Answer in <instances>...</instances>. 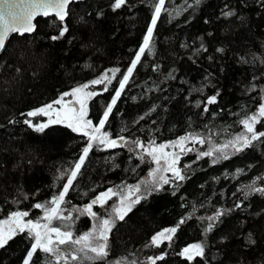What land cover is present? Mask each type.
Returning <instances> with one entry per match:
<instances>
[{"label":"trees","instance_id":"1","mask_svg":"<svg viewBox=\"0 0 264 264\" xmlns=\"http://www.w3.org/2000/svg\"><path fill=\"white\" fill-rule=\"evenodd\" d=\"M110 2L111 0L77 1L78 7L74 8V11L79 15H83L85 11L92 13V22L88 27H81L77 23V16L73 15L70 31L58 40L50 39L51 35L55 34L52 21L45 17L37 19L38 30L33 34H25V39L19 40V43H28L34 49L35 57L29 58L30 67L26 68L22 83L9 88L5 81L12 74L11 69L0 73V124L5 123L4 116L7 113L4 108L9 111H23L28 106L54 100L60 91L66 90L76 82L93 78L105 68L119 66L121 71L125 70L130 54L142 38L150 13L141 5V0H130L129 7L117 10L110 9ZM133 3L135 7H132ZM226 3L230 6H239V0H201V3L195 7L192 6V0H166L165 7L172 11V15L169 17L168 13H162L161 20L158 21L157 36L154 41L156 55L147 54L134 71L118 101L121 111L115 112V118L111 121L113 131H119L122 125H127L129 132L143 135L136 131L138 127L145 131L157 128L158 136L168 139L173 135L181 134L186 127L188 116L193 117L194 127L200 128L207 124L210 116L206 114L204 118H198L199 110L186 105L183 97L187 95L190 85L199 87L202 77L208 71L215 72L221 62L226 68L227 78L220 76L219 73L217 75L226 86L223 99L226 104L232 106L233 115L229 117L221 114L208 127L217 142H220L221 137L227 138L232 132L240 130L241 126L237 124L229 128L228 132H224L222 124L232 125L238 118L235 113L239 107L248 104L249 97L256 96L255 92H242L241 88L253 74L258 75L260 71H264V65L259 63L264 59V18L256 15L259 5L253 0H248L247 7L243 9L244 16L251 20L250 27L242 25L239 19L221 17L220 11ZM96 10L103 11L105 15L95 17ZM188 17L191 18L185 23ZM205 17L208 22H205ZM93 25H95L94 29ZM208 33L211 35L209 36ZM201 36L208 44V52L199 53L201 59L196 62L191 50L199 46ZM17 42L14 34L12 43ZM185 43L189 45L187 48L182 47ZM221 46L225 47V53H215L214 49ZM208 54L216 57L215 63L211 66L207 61ZM241 56L248 60L255 59L256 64L237 63ZM156 60L161 64V73L166 72L175 62L176 67L181 68V73L177 75H185L186 80H168L161 83L160 87L163 91L152 87L154 82L160 83L162 79L161 73L151 68V64ZM34 71L41 74L38 81L30 79ZM119 75L117 73V77ZM260 82L264 83V81ZM115 83L116 81L113 80V84ZM25 86L27 89H33V93H29ZM181 90L182 94H178ZM212 90L209 86L207 94H211ZM101 95L107 97L108 93ZM196 95L194 92L193 96ZM165 97L171 98L166 112L158 108L149 116H143L152 103H165ZM200 98L203 99V96ZM253 106H255L254 102ZM219 107H225V104H220ZM91 108L90 115L95 119V98ZM210 109L215 110L212 105ZM141 116L143 118L136 125L131 123L133 119ZM38 118L40 117L34 119ZM59 127L63 129L64 134L56 137L36 133L22 122L15 126L0 127V205L5 209L29 208L37 200L45 199L56 190L50 185L56 179L57 169L65 170L70 166L84 142L78 134L67 129V126ZM197 147L206 150L207 145L198 144ZM113 153H115L114 159ZM127 154L128 150L122 146L112 150L94 149L90 152L81 174L74 181L75 191L70 190L71 204L87 202L95 192L117 185L122 180L134 183L139 177L126 172ZM189 158L195 161L196 154L189 152L186 157H182V161ZM206 159L208 158L202 157L201 160L196 161L199 167L195 174L175 195L171 192L154 195L136 206L133 213L129 214L131 219L127 220V223L118 222V228L114 230L113 259L126 256L128 260L137 259L140 264H146L144 257L158 251L156 246L143 247L148 243L151 234L173 224L179 214L191 212L195 207L196 214L190 217L187 223L181 225L171 245L165 241L159 249L169 252L164 258L165 264H200L202 258L188 261L186 257L179 256L180 249L186 243L203 238L200 216L211 215L220 205L231 206L232 193L237 192L239 183L246 184L255 176H264V143L257 144L255 149L246 153H239L222 160L217 165L204 163ZM28 160H32V163L28 164ZM18 161H21L20 167H13ZM113 162L120 167L113 168ZM253 162H255L253 168L235 178L224 175L225 169L233 172L236 167L243 168L245 164H253ZM145 174L146 169L142 165L139 175ZM214 177L218 179H213ZM21 185L23 191L29 194L36 188H40V192L24 199L18 192V186ZM81 190L88 191V197L76 194ZM13 197L19 199L20 203H14ZM114 200L115 198L108 203L111 204ZM71 204L65 207L70 208ZM252 204L254 211L264 207V202L260 199L253 200ZM95 209L103 214L100 206ZM39 211L33 208L30 215L39 214ZM3 214L0 213V218ZM245 218L244 215L237 213L226 222V225L232 226L235 230L236 227L243 226L240 221ZM78 226H90V218L81 217ZM207 239L211 241V233ZM242 239L241 234L237 232L229 249L231 254L244 260L245 264H264V246H256L249 250L238 243ZM24 247L23 236L18 234L9 241L8 246L0 248V264H20ZM132 253H135V257ZM157 264L161 262L157 261ZM229 264L235 262L230 261Z\"/></svg>","mask_w":264,"mask_h":264},{"label":"snow or ice","instance_id":"2","mask_svg":"<svg viewBox=\"0 0 264 264\" xmlns=\"http://www.w3.org/2000/svg\"><path fill=\"white\" fill-rule=\"evenodd\" d=\"M253 2L259 5L256 15L264 18V0H253ZM129 3L130 0H111L109 7L117 10L129 7ZM200 3L201 0H192L193 7ZM165 4L166 0H141V5L146 7L150 16L142 38L130 54L124 71H121L119 66L105 68L93 78L76 82L66 90L60 91L54 100L28 106L23 111L3 109L7 114L4 116L5 123L0 124V127L15 126L22 122L36 133L56 137L64 134L63 129L59 127L64 125L84 141L71 165L65 170L57 169L56 179L50 185L56 190L52 191L48 197L37 200L29 208L5 209L3 205H0V213H4L0 218V248L8 246L10 240L22 234L25 247L20 257V264H140L137 259L128 260L126 256L119 259L112 258L115 256L114 230L118 228V222L127 223V220L131 219L129 214L133 213L136 206L154 195L166 192L175 195L195 174L199 167L196 161L201 160L202 157L208 158L204 163L217 165L222 160H227L239 153H246L248 150L255 149L257 144L264 143V83L260 82L264 81V71H260L258 75L253 74L241 88L244 93L255 92L256 96L249 97V103L239 107L235 113L238 118L232 125L222 124L224 132H228L229 128L237 124L241 126L240 130L232 132L227 138L221 137L220 142L213 138L208 125L218 119L221 114L229 117L233 115L232 106L226 104L223 99L226 86L221 82L220 76L227 78V74L222 62L215 72L208 71L202 77L199 87L190 85L187 95L183 97L186 105L199 110L198 118H204L206 114L210 116L207 124L200 128L194 127L193 117L188 116L186 127L181 134L173 135L168 139L160 138L157 128L145 131L138 127L136 131L143 135L129 132L127 125H122L119 131L112 130L111 121L115 118V112L121 111L118 101L138 64L143 62L147 54L156 55L154 41L157 36L158 21L161 20L162 13H168L169 17L172 15V11L167 9ZM247 4L248 0H239V6H230L226 3L220 11V16L239 19L242 25L250 27V18L243 14ZM76 7H78L77 0H0V73L11 69L12 74L5 81L9 88L22 83L25 70L30 67L29 58H35L34 49L28 43H19V40L25 39V34H33L38 30L37 18L45 17L52 21L55 34L51 35L50 39L58 40L70 31L73 15L77 16V23L81 27H88L92 22V13L85 11L83 15H79L74 11ZM132 7H135L134 3ZM104 15L105 13L101 10H96L94 13L95 17ZM190 18H186L184 22L187 23ZM204 19L208 22L207 17ZM92 27L94 29L95 25ZM14 34L18 40L16 44L12 43ZM208 35L210 36L211 33ZM199 39V46L191 50L196 62L201 59L199 53L208 52V44L204 37L201 36ZM188 46L187 43L182 44V47ZM214 51L225 53V47H216ZM207 61L211 66L216 61L215 55L208 54ZM47 62L45 59V63ZM237 63L255 65L256 60H248L241 56ZM259 63L264 65V59H261ZM151 68L161 73V64L158 60L151 64ZM117 73L120 74L119 77ZM177 73H181V68L176 67V63L173 62L171 68L161 73L160 83L154 82L152 87L163 91L160 87L161 83L168 80H186L185 75L178 76ZM40 76L39 72L34 71L30 79L38 81ZM113 80L116 81L115 84ZM209 86L213 89L211 94H207ZM110 87L111 91H109ZM25 88L29 93H33V89H27V86ZM194 92L196 96H193ZM103 93H108V96L103 97L101 95ZM178 94H182V90ZM201 96L203 99L200 98ZM94 98L95 119L90 115ZM164 99L166 102L163 104L152 103L143 116H149L158 108L166 112L171 98ZM220 104H225V107H219ZM210 105L215 110H211ZM41 115L47 119H34ZM142 118V116L137 117L131 123L136 125ZM198 144H206V150L199 149ZM120 146L128 150L126 172L139 178L134 183L122 180L117 185L95 192L87 199V202L71 204L70 190L75 191L74 181L81 174L90 152L94 149H117ZM189 152L196 154L195 161L190 158L182 161V157H186ZM114 157L115 153H113V159ZM31 163L32 160H28V164ZM20 165L21 161H18L13 167H20ZM142 165L146 169V174L140 176L139 171ZM254 165L255 162L245 164L243 168L236 167L233 172L225 169L224 175L235 178L253 168ZM112 167L118 168L120 165L113 162ZM18 192L24 199H28L29 195L35 196L39 193L40 188H36L29 194L23 191L21 185L18 186ZM76 194L88 197L86 190ZM113 198H115L114 202L109 204L108 202ZM183 199L182 197V201ZM255 199L264 202V176H255L246 184L239 183L237 192L232 193L231 206L220 205L211 215L200 216L203 238L186 243L180 249L179 256L186 257L188 261L202 258L200 264H229L230 261H234L235 264H245L244 260L233 256L229 249L237 232L243 237L238 243L249 250L256 246H264V207L254 211L252 201ZM13 202L19 204L20 200L13 197ZM69 204L71 207L66 208L65 206ZM96 205L103 209V214L95 209ZM33 208L40 210L39 214L30 215ZM237 213L246 218L240 221L242 227H236L233 230V227L226 225V222ZM195 214L196 209L193 207L191 212L179 214L173 224L151 234L148 243L143 247L156 246L158 251L144 257L146 264H157V261L165 264L164 258L169 255V252L159 249V246L165 241L171 245L177 230ZM81 217L90 218V226L79 227L78 221ZM210 233L211 241L207 239ZM132 255L135 257V253Z\"/></svg>","mask_w":264,"mask_h":264},{"label":"rangeland","instance_id":"3","mask_svg":"<svg viewBox=\"0 0 264 264\" xmlns=\"http://www.w3.org/2000/svg\"><path fill=\"white\" fill-rule=\"evenodd\" d=\"M40 118H43V119H47V117H43L42 115L41 116H39ZM40 118H38V119H40Z\"/></svg>","mask_w":264,"mask_h":264},{"label":"flooded vegetation","instance_id":"4","mask_svg":"<svg viewBox=\"0 0 264 264\" xmlns=\"http://www.w3.org/2000/svg\"><path fill=\"white\" fill-rule=\"evenodd\" d=\"M95 208H97V207H99V205H97V206H94Z\"/></svg>","mask_w":264,"mask_h":264},{"label":"water","instance_id":"5","mask_svg":"<svg viewBox=\"0 0 264 264\" xmlns=\"http://www.w3.org/2000/svg\"><path fill=\"white\" fill-rule=\"evenodd\" d=\"M77 1H80V0H77ZM38 18H39V17H38ZM38 18H37V19H38Z\"/></svg>","mask_w":264,"mask_h":264}]
</instances>
